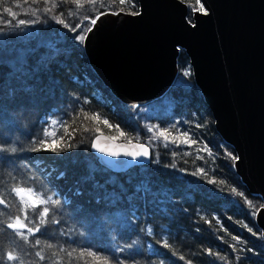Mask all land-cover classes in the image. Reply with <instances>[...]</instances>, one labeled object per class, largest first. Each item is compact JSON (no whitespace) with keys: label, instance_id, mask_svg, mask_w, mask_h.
<instances>
[{"label":"trees","instance_id":"1","mask_svg":"<svg viewBox=\"0 0 264 264\" xmlns=\"http://www.w3.org/2000/svg\"><path fill=\"white\" fill-rule=\"evenodd\" d=\"M84 2L85 7L78 9L75 17L66 15L69 4H63L64 18L68 23L87 24L85 16L91 17L98 11L107 10L100 7L101 0H97L95 7L87 0ZM102 3L110 4L116 10L124 7L129 11L126 5L119 4V0L114 3L102 0ZM185 3L191 18V11L198 5L195 0ZM46 6L49 5H45L43 0L35 4L32 0H5L0 4V53L38 46L37 56L53 57L45 62L42 69L46 71L47 94L40 104L27 111L9 110L11 125L6 126L0 119V142L7 138L11 146L18 148L11 157L13 162L0 166V185L26 181L61 201L55 210V218L60 223L49 225L54 243L70 244L76 248L90 247L117 260L128 258L126 264H187L189 259L194 264H237L236 255L246 257L242 264H264L262 236L248 231L250 227L260 234V229L250 214L249 203L238 193H246L257 206L263 200L259 195L249 193L236 174L232 159L235 152L216 132L211 112L193 81L185 53L181 50L178 55V75L166 94L140 105L138 109L128 107L103 86L87 64L82 43L73 39L74 33L55 23L51 19L52 14L46 16L39 11V22L18 25L19 19L31 21L37 18L31 14L32 9ZM3 7H11L17 12V19L13 20L4 13ZM49 45H54L58 51ZM6 72L10 69L0 63V80ZM185 72L189 74L185 76ZM147 107L150 110L141 112ZM52 120L67 123L69 133L76 129L74 139H68L59 123L52 126ZM104 120L112 127L104 124ZM45 127L50 133L49 140L63 136L62 142L75 146L81 144L78 140L83 134L87 138L85 128L116 139L141 142L150 146L151 162L121 174L107 171L108 178H96L100 181V189H95L91 183H80L82 193L77 196L75 190L84 170L80 169V162L76 165L69 163L74 161L76 153L62 151L57 155L28 150L35 138H43ZM165 129L168 130L165 133L167 142L159 135ZM53 132L55 136L51 135ZM184 132L188 135L184 136ZM94 134H90V142ZM193 140L196 142L192 143ZM93 160L98 165L94 155ZM61 171L65 172L63 177L60 176ZM118 177L131 179L130 182L119 181ZM141 182L148 190L135 196L138 204L135 216L125 211L118 218L109 219L106 213L110 209L104 200L96 203L97 196L102 193L115 199L127 193L131 198L135 195V186ZM234 188L237 193L232 191ZM81 208L90 211L85 214L79 211ZM149 227L153 229L152 235L147 232ZM233 236L246 244H237ZM10 239V235L5 239L0 233V241L5 246ZM162 240H167L171 247L164 248L160 243ZM229 245L252 248L253 251L234 253ZM121 249L125 250L121 252ZM205 249H211L217 255L209 256ZM181 256L185 259L181 260ZM221 256L225 259L221 260Z\"/></svg>","mask_w":264,"mask_h":264},{"label":"water","instance_id":"2","mask_svg":"<svg viewBox=\"0 0 264 264\" xmlns=\"http://www.w3.org/2000/svg\"><path fill=\"white\" fill-rule=\"evenodd\" d=\"M137 2L138 16L100 17L82 43L89 66L115 98L132 107L168 91L182 50L216 132L239 157L236 174L264 201V0H202L209 14L191 11V21L182 0ZM94 140L107 151L93 149ZM141 145L147 146L98 133L90 151L99 165L121 173L151 162L148 146V158L124 155L142 152ZM255 222L264 233V210Z\"/></svg>","mask_w":264,"mask_h":264},{"label":"snow or ice","instance_id":"3","mask_svg":"<svg viewBox=\"0 0 264 264\" xmlns=\"http://www.w3.org/2000/svg\"><path fill=\"white\" fill-rule=\"evenodd\" d=\"M5 0H0V4H3ZM32 2L38 3L39 0H32ZM114 3L115 0H112ZM182 2H187V0H182ZM198 7L193 8V11L202 13L203 15H208V10L202 3V0H195ZM45 5L43 9H32L31 14L37 17L34 20L27 21L25 19H19L17 21L18 25L35 24L39 22V17L37 12L42 11L44 15H51V19L55 23L62 25L64 29H67L74 33L73 39L77 42H85L88 38V33L93 31V28L97 25L98 20L101 16L105 15H119L121 13L138 16L140 12L137 10V0H119L121 6H127L129 9L125 13L124 7L116 10L111 7V5H105L101 0V8H107V11H98L97 14L88 17L85 16L84 19L88 21L87 24L78 22L75 24H70L66 21L65 10L63 9V4L68 3L69 8L66 15L68 17H75L77 10L85 7L84 0H43ZM93 7L97 5V0H87ZM191 7V5L189 4ZM17 7L19 4L17 2ZM3 12L8 16L12 17L13 20L17 19V12L13 11L11 7H3ZM58 13V14H57ZM195 26V25H193ZM43 46V45H40ZM54 51V45H49ZM38 46H33L28 49H16L14 48L11 52L5 50L0 53V63L3 67L10 69V72H6L3 75L2 80H0V93H2L3 104L0 105V119L3 123L8 126L11 125V120L9 117V110L11 111H27L30 108L38 106L42 98L47 94V80L46 71L42 70L45 62L51 60L53 57L47 55L37 56ZM189 73L185 72L184 75L187 76ZM133 108L138 109L140 106L133 104ZM60 124L64 129V133L68 134V139H74V133L76 129H72L71 133L68 130V124L63 121L52 120L51 125L55 126ZM104 124L112 127L107 120L103 121ZM176 126L173 125V128ZM7 130V127H6ZM152 129H149L151 131ZM85 132L89 131L87 128L84 129ZM168 130L165 129L159 133L160 136L165 138L167 142V136L165 133ZM50 133L48 128L43 129V138H35L33 140L32 146L28 149L31 152H52L59 155L62 151L75 147L71 143H62L64 137L60 136L59 139L49 140ZM55 136L56 133H51ZM120 135H124L120 132ZM184 136L188 133L184 132ZM96 139H99L97 137ZM196 141L193 140L192 143ZM144 150L142 152H126L125 156H130L132 160H136L139 157L148 158L150 156V151L147 146L141 145ZM92 148L97 149L100 152H106L105 148H100L95 140L92 143ZM18 152V148L10 145V140L5 138L0 142V166H6L12 163L11 157ZM108 155L112 157H118L121 153L115 151H108ZM232 159L238 160V156H232ZM70 165H76L77 162L69 161ZM84 172L80 175L78 180V187L75 190V195L79 196L82 193V189L79 188L80 183L88 184L91 183L95 189H100V181L96 179V171L94 168L90 167L87 163L84 164ZM202 171V170H198ZM195 174V173H194ZM65 172L61 171L60 176L63 177ZM130 182V181H129ZM214 181H209L213 183ZM107 185L105 184V187ZM147 188L144 183L141 182L139 185L135 186L134 193L131 198H128V194L125 193L119 199H115L107 193L99 194L96 198V203L99 204L103 199L106 206L110 209L106 215L109 219L118 218L125 211L131 212L133 216L136 215L138 211V204L136 202L135 196L139 195L142 191L147 192ZM237 193V189L232 190ZM246 202L250 205V214L255 218L259 215L261 210H264V201H261L260 205L257 206L249 200L248 196L244 192H239ZM61 201L54 198L53 195H48L45 192H41L39 189L30 186L26 181L15 182L12 185H0V233L4 235L7 239L10 235V242L5 246V244L0 241V264H126L128 258L117 260L114 257H109L107 255L99 254L97 251L84 247H72L70 244L65 246V244L54 243V238L50 235L49 225L59 224L55 218V210L57 205ZM114 209L115 211H112ZM79 211L87 214L90 210L81 208ZM95 216V213H93ZM91 219L92 217H86ZM138 218V217H137ZM249 232L253 235L264 236V233L253 232L252 228H248ZM149 235H152L153 229L149 227L147 229ZM232 239L237 242V244L245 243L241 238L233 236ZM67 243V242H65ZM164 248H169L171 245L167 240L160 241ZM135 244V241H133ZM129 248L132 245H128ZM233 249L234 253L240 252H252V248H238L236 245H229ZM125 249H121L123 252ZM209 256H216L217 253L213 252L211 249L204 250ZM131 255V254H130ZM130 258V257H129ZM181 260L185 257L181 256ZM221 260L225 257L221 256ZM246 257L236 255L237 264H242ZM187 264H194V261L189 259Z\"/></svg>","mask_w":264,"mask_h":264},{"label":"rangeland","instance_id":"4","mask_svg":"<svg viewBox=\"0 0 264 264\" xmlns=\"http://www.w3.org/2000/svg\"><path fill=\"white\" fill-rule=\"evenodd\" d=\"M192 14V13H191ZM188 19L191 21V18H189L188 17ZM87 64H88V61H87ZM88 66H89V64H88ZM91 68V67H90ZM102 83V82H101ZM118 100V99H117ZM165 100H167V97L165 98ZM145 110H150V108L149 107H147V108H143L142 110H141V112H144ZM149 123V121H147L145 124H146V127H147V124ZM88 132V135H87V138L85 137V135L83 134V136H81L80 138H79V142H81V144L78 146V144H76V146L75 147H72V149L70 148V149H67V150H65V151H63V152H66L67 154H70V153H72V152H74V153H76L77 155H76V157L74 158V162H80V164H81V170L83 171L84 169V164L85 163H87L90 167H92V168H94L95 169V171H96V178H99V179H106V178H108V176H109V174H108V172H109V170L108 169H105L104 167H102V168H100L97 164H96V162L93 160V154H92V152L90 151V141L88 140V138H89V136H90V134H93V133H95L91 138H93L97 133H99V132H97L96 130H89V131H87ZM110 137H112V136H110ZM113 139H115V140H123V139H121V138H119L118 137V139H116V138H114V137H112ZM88 141H89V143H88ZM123 141H126V140H123ZM135 142H137V141H135ZM62 143H65V142H62ZM75 145V144H74ZM78 164V163H77ZM108 171V172H107ZM117 177V176H116ZM61 177H59V179H60ZM119 178V181H129V179H131V178H125V177H118ZM60 184H61V182H60ZM63 184V183H62ZM59 185V184H58ZM63 186L65 187V188H69V187H67L65 184H63ZM246 187V186H245ZM69 191H72V189L70 188V190ZM88 229H89V227H87ZM260 233H261V231H260ZM263 239V238H262Z\"/></svg>","mask_w":264,"mask_h":264},{"label":"bare ground","instance_id":"5","mask_svg":"<svg viewBox=\"0 0 264 264\" xmlns=\"http://www.w3.org/2000/svg\"><path fill=\"white\" fill-rule=\"evenodd\" d=\"M171 87H172V86H171ZM171 87L168 89V91L171 89ZM168 91H167V92H168ZM167 92H166V93H167ZM166 93H165V94H166ZM163 95H164V94H163ZM163 95H162V96H163Z\"/></svg>","mask_w":264,"mask_h":264}]
</instances>
